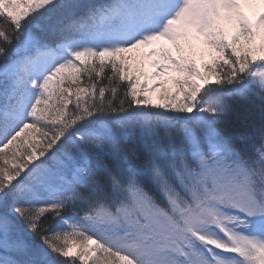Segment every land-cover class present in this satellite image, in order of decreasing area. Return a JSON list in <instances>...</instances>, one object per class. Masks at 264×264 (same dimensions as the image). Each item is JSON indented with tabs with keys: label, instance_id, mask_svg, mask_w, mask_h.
Instances as JSON below:
<instances>
[{
	"label": "snow or ice",
	"instance_id": "snow-or-ice-1",
	"mask_svg": "<svg viewBox=\"0 0 264 264\" xmlns=\"http://www.w3.org/2000/svg\"><path fill=\"white\" fill-rule=\"evenodd\" d=\"M0 264H264V0H0Z\"/></svg>",
	"mask_w": 264,
	"mask_h": 264
}]
</instances>
